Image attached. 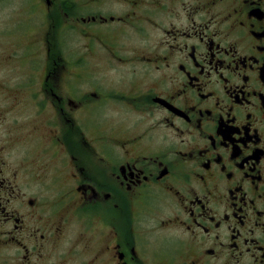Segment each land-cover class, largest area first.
<instances>
[{"label":"flooded vegetation","instance_id":"flooded-vegetation-1","mask_svg":"<svg viewBox=\"0 0 264 264\" xmlns=\"http://www.w3.org/2000/svg\"><path fill=\"white\" fill-rule=\"evenodd\" d=\"M2 63L0 264H264V0H0Z\"/></svg>","mask_w":264,"mask_h":264},{"label":"rangeland","instance_id":"rangeland-1","mask_svg":"<svg viewBox=\"0 0 264 264\" xmlns=\"http://www.w3.org/2000/svg\"><path fill=\"white\" fill-rule=\"evenodd\" d=\"M3 64H4V63L1 64L0 68L2 69V73H3V75H6V74L8 73V71H7L4 67H2ZM109 73L111 74L112 77H116V76H117V75L115 74V71H113V73L109 71ZM0 78H1V77H0ZM1 81H2V80L0 79V82H1ZM1 86H2V85H1ZM1 86H0V100L3 99V96H2V95H4V94H8V93H19L20 96H21L22 98H24L25 95L28 93V91H27L26 89L18 90V89H16V88H6V90H5V89H4L3 87H1ZM36 87L40 88L39 86H36ZM64 89H65L66 91H68V93H72V92H69V90H68L66 87H64ZM5 107H6V106H5ZM25 110L30 111V110H34V108H33V107H22V109L20 108L19 110H17V111L15 112V114H18V113H20V112H22V111H25ZM13 113H14V112H13ZM8 115H9V114H8ZM12 118H13V115H12V117L9 118V121H10V122H11V119H12ZM23 119H24V118H23ZM39 132H40V133H43L44 130H40ZM70 235H71L72 237H74V233H70ZM73 245H74V241H73L72 243H70V244H66L62 249H67L68 247H73ZM49 251H50V252H48V254H57V253H58V250H57L56 247H50V248H49Z\"/></svg>","mask_w":264,"mask_h":264},{"label":"bare ground","instance_id":"bare-ground-1","mask_svg":"<svg viewBox=\"0 0 264 264\" xmlns=\"http://www.w3.org/2000/svg\"><path fill=\"white\" fill-rule=\"evenodd\" d=\"M27 83V82H26Z\"/></svg>","mask_w":264,"mask_h":264}]
</instances>
